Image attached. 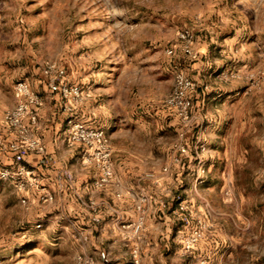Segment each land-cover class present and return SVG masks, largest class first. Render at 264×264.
<instances>
[{"label":"rangeland","instance_id":"374dc122","mask_svg":"<svg viewBox=\"0 0 264 264\" xmlns=\"http://www.w3.org/2000/svg\"><path fill=\"white\" fill-rule=\"evenodd\" d=\"M183 29L194 34V58L181 51ZM48 62L56 65L49 76ZM177 73L196 83L189 126L165 105ZM261 73L264 0H0L5 112L16 105L13 88L20 80L40 95L50 78L78 84L86 95L78 118L104 130L120 149L145 143L153 151L155 157L141 168L115 163V173L126 180L128 214L146 190L150 229L161 225L163 236L174 223L172 247L153 264H264V80L253 85L249 79ZM180 131L189 152L174 163ZM199 143L206 144L205 152ZM73 164L88 177L87 205L78 197L37 203L27 194L31 190L0 180V264H79V256L93 258V264H131L130 238L106 228V216L102 224L90 221V200L104 215L114 206L107 187L96 190L94 171L83 163L70 161L59 171L73 174ZM201 164L206 173L198 183ZM144 171L161 179L159 184L142 179L139 191L136 180ZM112 185L113 180L108 189ZM197 217L212 227L186 253L183 239Z\"/></svg>","mask_w":264,"mask_h":264},{"label":"built area","instance_id":"2783aa9c","mask_svg":"<svg viewBox=\"0 0 264 264\" xmlns=\"http://www.w3.org/2000/svg\"><path fill=\"white\" fill-rule=\"evenodd\" d=\"M180 48L186 57L194 58V34L189 29H183L178 34ZM174 49H167L169 55L174 54ZM56 65L48 62L44 68L46 75H51ZM228 76V75H227ZM234 78H240V74H233ZM249 79L253 85L264 80V73L251 74ZM50 90L58 93L66 101L63 110L69 114L67 123L68 143L70 146H81L80 158L82 163L88 167H95L97 177L94 181V188L102 190L111 183L115 175L114 148L110 137L107 133L99 128L86 124L83 120L75 116L74 106L72 103H82L86 100L85 92L78 84L58 83L55 79L50 78L48 81ZM196 89V83L184 73H177L175 76L174 87L171 93L165 99V105L172 109L178 119L185 126H189L194 121L193 100L190 96ZM16 105L8 110L4 115L6 125L15 132V139L10 141L9 148L13 151L26 150L34 154H44L46 147L43 139L36 133L39 124L38 109L43 104L42 96L34 91L30 84L24 80L16 82L13 88ZM179 141L173 144L174 154L172 160L174 163H180L182 157L189 152V146L185 142V133L179 132ZM199 149L202 152L207 150L205 143H199ZM165 171L168 167L164 168ZM206 168L201 164L198 170L196 181L203 182ZM145 177L154 184H159V177L149 172ZM0 180L13 183L20 191L35 190L39 194V199L43 203H51L55 196L49 192L40 182L36 172L28 167L25 163L19 161L16 165L0 164ZM73 180V174L69 170H63L58 174L57 187L64 190L68 182ZM25 203L26 199L23 200ZM150 196L146 190H142L137 199V216L134 220L122 225L123 231L128 238L134 239L141 235L145 228L149 216ZM89 206L94 212L92 221L96 224L102 221L98 214V203L91 200ZM41 228L42 224L36 225ZM212 225L204 217L196 218L195 228L183 239L184 251L191 252L194 247L205 237L206 231ZM81 239L88 240V235L82 233ZM94 259L91 257L79 256V264H93ZM131 264H143L141 252L138 246L132 249ZM205 264V261L202 262Z\"/></svg>","mask_w":264,"mask_h":264},{"label":"crops","instance_id":"0c3cea01","mask_svg":"<svg viewBox=\"0 0 264 264\" xmlns=\"http://www.w3.org/2000/svg\"><path fill=\"white\" fill-rule=\"evenodd\" d=\"M41 96L43 98V104L39 107V124L36 128V133L43 139V142L46 147V152L44 154H34L27 152L26 150L21 151H13L9 148V143L13 139H15V132L12 128L8 127L4 121L5 109L0 107V164L1 165H16L19 161L25 163L33 169L36 174L39 176L40 182L46 189L53 193L55 199L52 204H59L60 202L66 203L71 198H79L82 203L87 205L83 197H86L87 185L85 182L88 181V177L86 175L80 174L77 168H74L75 164L70 167L73 172L74 178L72 181L68 182L66 188L64 190H60L57 187V178L59 169L62 166H65V163H69L70 161H76V164L81 165L80 153L82 150L81 146H70L68 143V132H67V123L66 120L69 116L67 112L63 110L64 101L58 93H54L50 90L49 86L46 85L40 91ZM239 93V92H238ZM84 103V104H83ZM74 106V115L83 117L79 113V107L82 104V107L86 105L85 102L82 103H72ZM15 105V101L13 102V107ZM88 110L87 107H85ZM92 113V111L90 112ZM114 148V161L116 163V167L122 165L126 169H131L132 167H144L147 164L148 158L155 157L153 151L148 149L145 146V143H138V147H128L119 148L117 146L112 145ZM160 160V159H159ZM165 164L164 158L160 160V165ZM83 167L87 169H92L94 171V180L97 177V170L95 167H88L82 164ZM140 170L138 174L140 175ZM147 172H143V174ZM142 175L140 179L136 180L137 188L139 191L143 189L141 183L142 179L149 180ZM165 173L162 174L164 177ZM162 177V178H163ZM159 179L161 177L159 176ZM92 180V182L94 181ZM151 181V180H149ZM152 182V181H151ZM126 180L119 176V174L115 173V178L113 179L112 189H108L109 185H107L108 196L113 199L114 206H110L109 211L105 215L104 212L101 211L100 205L98 204V214L100 215L102 221L98 224L105 223V216L108 217V222L106 224V228H114L115 231H118L120 235L125 239L128 238L122 229V225L132 221L137 216V201L135 209L131 211L130 214L127 212V199H126V191L127 187L125 185ZM85 184V185H84ZM98 190V189H96ZM104 190V189H102ZM63 191V192H62ZM29 197L36 201L37 203L46 204L40 201L39 194L35 190H31L27 193ZM117 195L123 199H117ZM95 200V199H92ZM91 201V200H90ZM96 201V200H95ZM80 204L74 205V207L83 212L84 209L79 207ZM72 207V204H70ZM150 208V207H149ZM152 212V211H151ZM65 213V212H64ZM87 214H89L87 212ZM94 212H90V221ZM152 215V214H151ZM146 225L144 230L142 231L138 240L129 239L126 243H130L131 247L138 246L142 256L143 264H153L157 261V257H165L168 254V250L172 247V227L174 223H170L171 229L169 234H164L161 236L162 228L161 225L157 227H152L151 219L152 216H148ZM94 223V222H93ZM96 224V223H94ZM154 225V224H153ZM125 243V244H126ZM102 252L105 253V249L102 248ZM123 257H127L128 252H123ZM102 257V256H101Z\"/></svg>","mask_w":264,"mask_h":264}]
</instances>
